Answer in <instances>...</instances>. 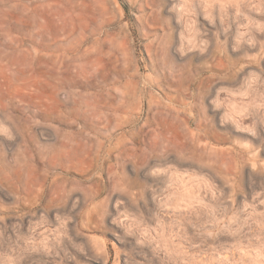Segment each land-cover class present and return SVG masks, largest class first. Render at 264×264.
Wrapping results in <instances>:
<instances>
[{
    "label": "rangeland",
    "instance_id": "1",
    "mask_svg": "<svg viewBox=\"0 0 264 264\" xmlns=\"http://www.w3.org/2000/svg\"><path fill=\"white\" fill-rule=\"evenodd\" d=\"M0 264H264V0H0Z\"/></svg>",
    "mask_w": 264,
    "mask_h": 264
}]
</instances>
